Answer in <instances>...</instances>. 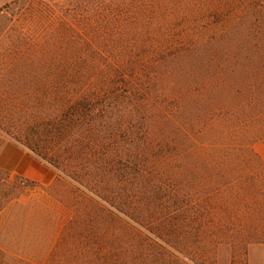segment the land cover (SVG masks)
Returning a JSON list of instances; mask_svg holds the SVG:
<instances>
[{
	"label": "trees",
	"instance_id": "16d2710c",
	"mask_svg": "<svg viewBox=\"0 0 264 264\" xmlns=\"http://www.w3.org/2000/svg\"><path fill=\"white\" fill-rule=\"evenodd\" d=\"M68 1L0 60V146L76 184L45 264H199L234 223L211 214L221 170L264 171V126L234 135L264 108V58L208 46L264 40V0Z\"/></svg>",
	"mask_w": 264,
	"mask_h": 264
},
{
	"label": "rangeland",
	"instance_id": "374dc122",
	"mask_svg": "<svg viewBox=\"0 0 264 264\" xmlns=\"http://www.w3.org/2000/svg\"><path fill=\"white\" fill-rule=\"evenodd\" d=\"M62 3L67 5L70 2L7 0L2 5L7 7L5 9L0 7V60L4 61L11 56L9 54H13L12 51L17 44L12 37L15 32L28 30L32 37L39 39L41 32L60 17ZM208 47L224 51L239 49L247 54L258 49L264 58V40L244 45L221 42ZM262 75L264 76V71ZM257 114V123L248 124L246 130L236 126L234 135L242 138L246 131L257 125L264 126V108L258 110ZM6 140L10 139H4L3 143ZM250 147L257 158L264 162V141H254L250 143ZM0 171L6 174L5 181L3 183L0 181V264H45L63 226L73 216L70 190H74L76 184L58 170L56 179L48 186L34 184L16 173ZM226 171L227 169L221 170L220 173L225 174L230 182H221L218 185L219 192L210 202L216 207L217 212L211 214L216 219L225 218L224 212H220L218 207L227 209L226 206H230L229 217L234 223L223 229L222 237L213 231L216 234V242L206 253V259H202L199 264H243L246 246L252 242H264V181H262L264 171H250L251 174H255L256 171L262 179L256 180L253 185L244 179L245 176L251 177L245 175L248 171L234 172V168ZM205 174L208 173H202ZM234 178L243 180L234 182L232 181ZM21 181L25 182V186ZM204 184V190L212 186L210 183ZM230 204L236 205V208H232ZM210 219L211 216L208 217V220ZM214 227L216 228V225L212 226L213 229ZM210 233L208 236L214 235Z\"/></svg>",
	"mask_w": 264,
	"mask_h": 264
},
{
	"label": "crops",
	"instance_id": "0c3cea01",
	"mask_svg": "<svg viewBox=\"0 0 264 264\" xmlns=\"http://www.w3.org/2000/svg\"><path fill=\"white\" fill-rule=\"evenodd\" d=\"M7 0H0V7ZM53 2L56 0H40ZM0 170L16 173L34 184L48 186L57 176L56 169L44 164L34 155L29 154L17 143L6 140L0 146ZM243 264H264V242L249 243L244 252Z\"/></svg>",
	"mask_w": 264,
	"mask_h": 264
},
{
	"label": "built area",
	"instance_id": "2783aa9c",
	"mask_svg": "<svg viewBox=\"0 0 264 264\" xmlns=\"http://www.w3.org/2000/svg\"><path fill=\"white\" fill-rule=\"evenodd\" d=\"M21 184L24 186L25 185V182L24 181H21Z\"/></svg>",
	"mask_w": 264,
	"mask_h": 264
}]
</instances>
